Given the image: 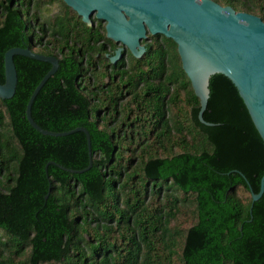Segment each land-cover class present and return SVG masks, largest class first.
Listing matches in <instances>:
<instances>
[{
	"label": "trees",
	"instance_id": "obj_1",
	"mask_svg": "<svg viewBox=\"0 0 264 264\" xmlns=\"http://www.w3.org/2000/svg\"><path fill=\"white\" fill-rule=\"evenodd\" d=\"M214 1L264 20V0ZM50 4L58 11L45 16ZM93 22L63 0H0V83L5 51L31 48L45 35L36 31L50 30L62 59L31 116L50 131L86 128L92 153L80 173L48 164L86 167V136L29 124L28 98L50 64L14 56L15 92L0 99V264H264V191L252 203L249 188L260 189L264 143L234 84L210 77L202 116L213 124L202 123L176 43L149 34L147 53L131 56L127 73L129 126L100 127L78 87L82 43L111 41L102 21Z\"/></svg>",
	"mask_w": 264,
	"mask_h": 264
},
{
	"label": "water",
	"instance_id": "obj_2",
	"mask_svg": "<svg viewBox=\"0 0 264 264\" xmlns=\"http://www.w3.org/2000/svg\"><path fill=\"white\" fill-rule=\"evenodd\" d=\"M63 1L85 24L92 26L93 19L104 22L105 36L121 44L111 57L112 62L119 57L123 47L134 57L140 58L145 50L142 41L146 39L147 33L161 34L172 39L176 43L181 67L199 99L198 119L206 125L213 124L205 121L202 116L209 98L210 77L216 73L226 76L236 87L264 143V20L259 16L236 11L233 7L221 5L214 0ZM16 55L50 64L28 98L25 115L29 124L42 134L62 136L82 131L86 136V167L76 170L54 162L48 164H55L69 172L88 170L92 166V153L86 128L77 126L68 131H50L40 127L31 116V106L36 95L58 68L56 57L34 52L28 47L15 46L6 50L0 99H9L14 95L17 84L14 63ZM249 188L253 203L264 191V173L260 179L259 191L253 192L250 185Z\"/></svg>",
	"mask_w": 264,
	"mask_h": 264
},
{
	"label": "flooded vegetation",
	"instance_id": "obj_3",
	"mask_svg": "<svg viewBox=\"0 0 264 264\" xmlns=\"http://www.w3.org/2000/svg\"><path fill=\"white\" fill-rule=\"evenodd\" d=\"M50 32V30H45L44 33L36 31L39 35H45L42 37L41 43L37 41V37L33 38L32 46L28 48L43 55L56 57L59 65L62 54L59 50L53 49L52 43L47 41ZM88 40L90 43L95 42L94 48L86 49V40L82 43L83 46L77 50L76 57L81 59L78 87L82 95L95 104L94 115L98 118L100 127L107 126L112 129L117 121L121 127L129 126L134 108L132 79L127 76V73H131L130 60L133 55L126 47H123L119 57L112 62L111 57L121 44H117L111 39V41L95 40L91 37ZM149 41L151 40L142 43L145 50L140 58L147 53ZM122 116L125 117V121L121 120ZM104 117L107 118L103 119Z\"/></svg>",
	"mask_w": 264,
	"mask_h": 264
},
{
	"label": "rangeland",
	"instance_id": "obj_4",
	"mask_svg": "<svg viewBox=\"0 0 264 264\" xmlns=\"http://www.w3.org/2000/svg\"><path fill=\"white\" fill-rule=\"evenodd\" d=\"M57 11H58V5H51L50 4V5H47L45 7V10H44L43 14L45 16H50L53 13H56ZM102 24L104 25V22H102ZM147 37H150L149 33H147ZM142 43H143V41H142Z\"/></svg>",
	"mask_w": 264,
	"mask_h": 264
}]
</instances>
